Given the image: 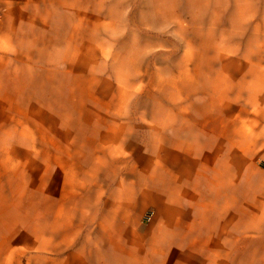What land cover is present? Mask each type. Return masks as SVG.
Returning a JSON list of instances; mask_svg holds the SVG:
<instances>
[{
	"label": "rangeland",
	"instance_id": "rangeland-1",
	"mask_svg": "<svg viewBox=\"0 0 264 264\" xmlns=\"http://www.w3.org/2000/svg\"><path fill=\"white\" fill-rule=\"evenodd\" d=\"M51 1L0 0V100L18 127L0 147V264L63 262L37 248L39 217L83 240V200L141 177L153 143L180 156L174 141L198 151L179 172L182 204L140 202L133 255L112 263L264 264V0ZM222 156L231 170L208 161ZM168 228L172 245L158 239Z\"/></svg>",
	"mask_w": 264,
	"mask_h": 264
},
{
	"label": "bare ground",
	"instance_id": "bare-ground-1",
	"mask_svg": "<svg viewBox=\"0 0 264 264\" xmlns=\"http://www.w3.org/2000/svg\"><path fill=\"white\" fill-rule=\"evenodd\" d=\"M13 1V0H9ZM57 4V0L51 1L50 7L53 11V13H58L59 10H57L55 5ZM71 8L67 7V10L71 14ZM60 12V11H59ZM60 14V13H59ZM124 14L122 13L121 16ZM55 53L56 56H59L63 50L59 48V46L55 45ZM196 74H195V73ZM194 72H190L186 69H183L181 71V74H185L187 77L189 76H196L197 74H201V69L198 67ZM211 75L213 77L221 76V72H212ZM227 87H226V86ZM257 83H252L250 86L254 89H258V94H260L262 97L263 93L262 86H258ZM230 86L228 84H219L215 85V87L212 89L213 92H219L224 90L225 93L229 90ZM0 97H2L0 95ZM215 97L212 96L211 103L207 106V111L213 112L216 107L214 106ZM172 102H181L178 98H172ZM264 102V99L262 100ZM234 102V101H232ZM189 106H193L192 104H188ZM184 107V104H183ZM185 108V107H184ZM5 106V103L0 100V147L3 145L4 142H7L11 139V136L18 134L17 125L15 126L13 124L15 116L12 113V111H9ZM20 112V110H18ZM18 111H16L18 113ZM171 115V114H170ZM172 116V115H171ZM229 120L226 118L222 121V127L226 128L228 125ZM12 123L14 128H8L7 124ZM121 124V123H120ZM243 127H246V125L243 123ZM25 130H22L19 135H24ZM18 135V137H19ZM10 136V137H9ZM118 137V133L114 135H108L107 138L109 139H115ZM163 138V136H161ZM153 150L151 154L150 159H146V161L143 164V173H141V177H139L136 181H133L132 183L123 184L120 187L119 191V198L121 199V203L124 207L129 208L131 204H136V206L133 209V212L131 214H123V221H127L131 219L134 223H137L139 220V203L143 202L144 205H148L150 203H153L152 201L156 202L158 205H162V208L168 210L167 207L172 206L173 202L179 200V202L182 204L181 199L179 198L177 200V196L179 193V190L181 189V185H179V172L183 171V164H196L198 159H195L198 156V151L195 147L190 146L188 143L185 142H177L174 141V146L176 149L180 152V156L174 158V159H163L162 155H160V150L155 146L153 143ZM156 147V148H155ZM190 148V149H189ZM188 149L190 151V155L187 154L185 151ZM223 155V154H220ZM157 157V159H156ZM214 161L218 165H223L225 169L231 170V167L229 164H231L233 159H226L224 156H222L220 159H208V161ZM232 174V173H231ZM164 175L166 178L169 179V181H163L159 178V176ZM67 179L63 180V190L66 189V183L69 182V178L66 176ZM153 184V186H152ZM53 185V184H51ZM190 189L187 193L188 198L187 200L192 205L193 200L197 198L199 190H196L197 186H192V183H188ZM139 192L141 193L142 200H137V195L139 196ZM112 197V194H110L109 198ZM53 202V200H52ZM181 213V211H179ZM186 215L189 217H194L193 213H187ZM56 215H52L50 217H39V226L36 227L34 230L35 235H37V248L42 252L51 253L52 255H55L56 253H59L61 251L65 250L66 244L69 242V238L74 237L73 235V229L64 228L61 227L62 225H59L58 222H55ZM51 218V219H49ZM173 233L172 228H168L162 231V233L159 234L158 239L161 241L162 244H171V239H168L166 236ZM193 235H191L194 240L191 242L190 248L196 247L198 244V240L196 237H194V232H192ZM156 235H152V241L156 240ZM28 239V238H27ZM85 244H87L85 242ZM85 244L80 245L77 248V251H75L73 254H71V258L67 257V260H73L75 264H95L98 262L99 258L96 260L93 258V255L95 252L98 254L100 252L99 248L102 247V244H97V249H89L86 247ZM88 249L86 251V248ZM96 250V251H95ZM101 256V255H100ZM212 258H215L212 256ZM57 261V259H56ZM60 261V260H59ZM127 259L124 262H126ZM60 264V263H59ZM127 264H140L139 261H132L130 260Z\"/></svg>",
	"mask_w": 264,
	"mask_h": 264
},
{
	"label": "crops",
	"instance_id": "crops-1",
	"mask_svg": "<svg viewBox=\"0 0 264 264\" xmlns=\"http://www.w3.org/2000/svg\"><path fill=\"white\" fill-rule=\"evenodd\" d=\"M119 191V189H113L109 194L108 191L107 194H103L100 191L97 194H91L83 200L82 210L89 226L86 227L83 240L79 236L82 232L81 230L78 231L76 229L73 232L76 235L75 248L73 249L70 247L71 245L66 244L68 246L65 247L64 251L68 252L67 257L71 258V254L77 251V248L85 244V242L87 243L86 247L89 249H97V244L99 243L103 245L99 248L100 252L98 254L95 250L93 258L96 260L99 258V261L95 264H113L112 260L116 257L119 258L122 252L128 254L129 257L133 255L132 245L124 246L123 244L127 239L131 242V239L136 237L138 231L131 219L123 221L122 217L125 213L131 214L136 205L133 203L129 208L124 207L119 198ZM110 194H112V197L109 198ZM141 206L139 205V210ZM69 231L71 230L69 229ZM66 260L67 258L64 259V261ZM64 261L60 264H64ZM67 264H75V262L72 259H68Z\"/></svg>",
	"mask_w": 264,
	"mask_h": 264
},
{
	"label": "built area",
	"instance_id": "built-area-1",
	"mask_svg": "<svg viewBox=\"0 0 264 264\" xmlns=\"http://www.w3.org/2000/svg\"><path fill=\"white\" fill-rule=\"evenodd\" d=\"M153 216H154V211L148 210L144 214V219L150 221L153 218Z\"/></svg>",
	"mask_w": 264,
	"mask_h": 264
}]
</instances>
